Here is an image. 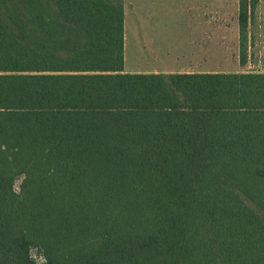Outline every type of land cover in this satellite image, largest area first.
I'll list each match as a JSON object with an SVG mask.
<instances>
[{"label": "trees", "instance_id": "16d2710c", "mask_svg": "<svg viewBox=\"0 0 264 264\" xmlns=\"http://www.w3.org/2000/svg\"><path fill=\"white\" fill-rule=\"evenodd\" d=\"M122 70V0H0V264H264V73Z\"/></svg>", "mask_w": 264, "mask_h": 264}, {"label": "crops", "instance_id": "0c3cea01", "mask_svg": "<svg viewBox=\"0 0 264 264\" xmlns=\"http://www.w3.org/2000/svg\"><path fill=\"white\" fill-rule=\"evenodd\" d=\"M122 17L124 73H206L182 64L209 61L216 38L264 39V0L242 29L240 0H122Z\"/></svg>", "mask_w": 264, "mask_h": 264}, {"label": "rangeland", "instance_id": "374dc122", "mask_svg": "<svg viewBox=\"0 0 264 264\" xmlns=\"http://www.w3.org/2000/svg\"><path fill=\"white\" fill-rule=\"evenodd\" d=\"M243 19L244 16L240 15V20ZM241 35L245 36L243 40L216 38L214 40V53L209 56V61H206V57H204L205 61L185 63L182 66L188 67L189 72L264 73V39L253 38L252 36L248 38L247 34L244 33ZM242 44H244L243 47ZM242 49L243 52L240 51ZM140 65L145 66V64ZM175 65L178 66V64ZM125 71H129V65L126 66ZM19 183L20 180L14 183L16 191H18ZM30 254L36 262H43L36 250L33 249Z\"/></svg>", "mask_w": 264, "mask_h": 264}]
</instances>
